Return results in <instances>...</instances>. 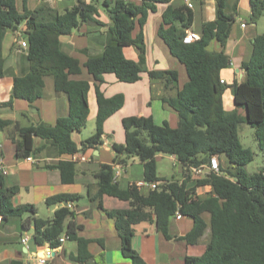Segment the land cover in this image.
<instances>
[{
  "label": "trees",
  "instance_id": "1",
  "mask_svg": "<svg viewBox=\"0 0 264 264\" xmlns=\"http://www.w3.org/2000/svg\"><path fill=\"white\" fill-rule=\"evenodd\" d=\"M74 4L58 11L47 4L34 9L24 7L19 12L15 0H0V77L4 74L2 39L6 30H15L25 22L24 35L27 41L26 58L28 72L13 78L11 94L5 103L11 105L14 99L29 103L40 98L44 89V78H53L54 89L68 98V113L58 117L52 125L46 123L22 126L18 121L0 117V129L12 127L15 135L10 139L15 146V155L26 158L38 154L42 147L34 146V139L51 140L61 154L84 152L101 143L103 124L124 104L123 94L96 97L97 112L95 130L92 135L76 143L74 132L81 131L89 114L88 90L85 79H72L82 71L79 60L62 50L59 37L71 33L82 23H97L99 9L109 17L110 42L98 56H90L83 67L94 79L102 80L105 73H113L118 81L133 83L140 79L145 70V41L143 27L148 10L155 3H166L158 35L167 44L170 53L185 67L188 80L175 96L164 95L162 100L178 114L179 122L171 127L167 122L157 124L150 116L131 115L122 119L125 132L124 143H113L114 163L124 164L136 156L143 166V180L157 183L156 188L142 193L137 185L122 188L113 179V168L97 172L96 182L88 184L87 196L90 202L114 220L120 238L122 254L131 264H146L132 247L133 225L150 214L151 208L156 229L169 239L170 219L180 212L193 220L191 230L183 237L193 243L206 229L204 213L209 214L210 235L201 255H187L183 264H264V168L247 173L245 166L254 158V152L240 142L238 126L245 122L255 129L254 139L264 156V32L252 41L251 56L241 67L245 78L234 81L231 87L236 108L227 111L223 107L222 95L225 86L220 82V71L230 63L224 48L231 33L237 6L226 13L224 0H218L217 17L202 30L199 39L184 43L182 38L193 22L192 9L186 4L174 6L171 0H142L138 5L130 0H74ZM250 20L256 22L264 15V0H249ZM138 26V32H132ZM217 40L222 49L211 51L208 45ZM134 46L138 59L127 58L124 47ZM151 79H159L164 88L170 89L178 80L175 70H147ZM237 108H243L241 115ZM157 154L174 155L181 164L185 176L192 167L206 164L211 156L219 159V170L210 171L202 179L188 186V176L183 180L159 177L156 173ZM57 167L63 181H72L74 163L61 160ZM0 174V215L21 217L24 212L30 216L21 218L23 228L33 227V239L37 244L48 243L50 247L60 245L63 233L76 240L78 251L71 258L78 264H87L91 258L88 251L90 239L77 235L81 225L74 218V212L64 202L79 199L78 194H56L46 198L48 206L60 204L51 219L36 216L32 204L13 206L9 198L15 188L2 187ZM196 185L208 186L206 197L193 196ZM109 195L129 201L126 209H106L102 197ZM66 220H68L66 222ZM11 264H22L13 261Z\"/></svg>",
  "mask_w": 264,
  "mask_h": 264
},
{
  "label": "crops",
  "instance_id": "2",
  "mask_svg": "<svg viewBox=\"0 0 264 264\" xmlns=\"http://www.w3.org/2000/svg\"><path fill=\"white\" fill-rule=\"evenodd\" d=\"M67 1L69 0H15V3L19 12H22L24 7L34 9L44 3L61 12L70 7ZM130 1L138 5L143 3L142 0ZM224 2L226 13L231 12L234 5L237 6L235 19L243 8L250 14L249 0H224ZM170 3L174 6L185 4L184 0H171ZM192 3L193 22L187 30H193L200 36L201 30L216 19L218 0H193ZM166 7V3H155L148 10L143 32L147 70H175L178 73V80L173 82L171 88L167 90L161 80L151 79L147 71L141 73L138 81L126 83L118 81L113 73H105L102 80L94 79L83 67L88 57L100 55L105 45L110 42L109 17L102 8L99 9L97 17L99 24L82 23L71 33L59 37L62 50L77 58L82 66L81 73L71 75L70 78L85 79L90 84L87 122L96 119L98 94L102 93L105 97L115 94L124 96L122 107L108 117L103 124L104 133L101 136V143L94 144L95 147L87 148L84 152L61 154L55 142L35 138L34 146L42 147V149L38 154L30 155L34 161H29L26 158L16 157L15 146L10 139L11 134L15 135L12 127L0 129V165L6 170V174L2 176L1 188L14 187L16 189L9 198L11 204L13 206L32 204L36 207V216L51 219L60 204L48 206L45 204L46 198L62 193L78 194L79 199L68 203V206L74 212L76 222L81 225L77 235L90 239L88 251L92 256L87 264H131V260L122 254L114 220L90 202L86 187L96 182L97 172L105 173L110 168L117 169L118 164L114 163L115 152L112 145L125 141V132L120 121L122 123L124 117L136 115L150 116L155 123L167 122L171 127H176L179 122L177 112L162 100L164 95L175 96L188 80L184 65L170 53L167 44L158 35L162 13ZM259 20L260 17L252 24L257 26ZM241 23L244 22L241 20L239 25L241 35L232 43L228 38L224 48L230 57V63L219 73L220 79H224L223 84L240 82L245 78V71L241 64L251 56L253 38L264 32L257 31L256 28L247 30L248 26L244 23L242 27ZM138 29L136 26L132 32L133 36L136 35ZM24 30L25 22H22L15 30H6L3 35L4 74L0 77V117L18 121L22 126L41 122L52 125L58 117L67 115L68 98L65 93L54 89L51 76L44 78L43 94L34 102L14 99L11 105L5 104L10 98L13 78L25 75L29 69L26 58L27 49L21 46V40L25 39ZM208 49L220 51L222 47L214 39L209 43ZM124 54L127 58L138 59V50L134 46L124 47ZM222 102L227 111L236 108L234 102L231 101L230 94L225 93ZM237 110L244 115L243 108H237ZM93 133L85 134L82 129L74 132L72 139L78 144ZM79 154L87 156V160H76L75 157ZM169 156L177 161L174 155ZM223 159L220 157L218 160ZM61 160L74 163L75 174L72 181L62 180L61 171L57 167ZM206 174V171L201 175L189 171L185 176L183 172L182 176L177 179L181 181L188 176V186H192ZM116 181L122 188L131 183L143 181V166L136 156H131L126 163L119 164V175ZM139 189L142 193H147L151 188L148 185H142ZM208 191V186L196 185L193 196L204 198ZM102 202L106 209H126L130 206L129 201L109 195H104ZM144 211L148 212L150 217L133 225L132 247L146 264H183L185 256H197L204 252L210 235L208 213L203 214L207 224L204 233L193 243H189L183 237L193 226L192 218L186 215L177 218L174 215L169 224L171 238L167 239L156 229L151 208L146 207ZM28 216H30L29 212H24L21 217L0 215V264H11L13 261H20L22 264H40V258L50 248L53 249L51 256L44 264H78L71 258L78 251L76 240L69 239L63 233L61 236L64 240L57 247H50L48 243L37 244L33 239V227L23 228L21 225V218L25 219ZM24 236H27L26 242L21 241Z\"/></svg>",
  "mask_w": 264,
  "mask_h": 264
},
{
  "label": "rangeland",
  "instance_id": "3",
  "mask_svg": "<svg viewBox=\"0 0 264 264\" xmlns=\"http://www.w3.org/2000/svg\"><path fill=\"white\" fill-rule=\"evenodd\" d=\"M68 5L71 7L74 4V0L67 1ZM64 8H62L63 10ZM106 12V11H105ZM107 14V13H106ZM108 15V14H107ZM241 20L248 26L247 30H252L254 28L257 29V31H264V15L260 17V20L257 24V26L253 25L249 13L246 12V10L243 8L240 10V13L237 14L236 19L232 23V29H231V35L229 36L230 43H232L235 39H237L241 35V31L239 28ZM90 24V23H88ZM248 43V41H247ZM249 44V43H248ZM250 48V44H249ZM250 51V50H249ZM144 73L147 71L146 62L144 64ZM232 84V83H231ZM231 84H224L225 90L223 92V95L225 93L230 94L231 101L233 103L232 99V93H231ZM222 95V97H223ZM235 105V104H234ZM236 107V105H235ZM116 116V115H114ZM120 125L122 127V123L120 121ZM95 128V121L91 120L88 121L83 128V132L85 134L93 133ZM123 128V127H122ZM254 132L255 129L250 126L248 123H241L238 126V134L240 138V142L244 147H249L254 152V158L251 162H249L245 166V171L247 173H253L255 171H258L261 167H264V156L260 149L258 148L257 142L254 139ZM156 160V173L159 177H167V178H180L183 174V168L180 163L173 160L169 155L165 154H158L155 157Z\"/></svg>",
  "mask_w": 264,
  "mask_h": 264
},
{
  "label": "built area",
  "instance_id": "4",
  "mask_svg": "<svg viewBox=\"0 0 264 264\" xmlns=\"http://www.w3.org/2000/svg\"><path fill=\"white\" fill-rule=\"evenodd\" d=\"M193 0H184V3L186 4L187 7L189 8H192L193 6V3H192ZM245 24L244 23H241V26L243 27ZM199 39V34L193 30H187L186 33L184 34L182 40L184 43H191L195 40ZM21 46L26 48L27 47V41L26 39H23L21 40ZM220 82L221 83H224V79H220ZM27 160L29 161H34V159L31 157V156H28L26 157ZM76 160H87V156H85L84 154H79V155H76L75 157ZM219 170V160L217 158V156H211L209 161L206 163V164H201L197 167H192L191 168V171L194 173V174H197V175H201L204 171H206L207 173L210 172V171H218ZM263 173H264V170H263ZM0 174L1 175H4L6 174V170L3 166L0 165ZM119 175V164L117 165V169L114 170L113 172V179L116 180V178L118 177ZM135 185H137L138 187L142 186V185H148L150 188L154 189L156 188V184L155 182H147V181H139V182H136L134 183ZM176 217L177 218H181L182 217V214L180 212H177L176 213ZM1 219V217H0ZM64 240V237H60L59 238V241L62 242ZM22 242H26L27 241V236H24L22 239H21ZM52 250L53 249H48L46 250L45 254L43 257L40 258V264H44L47 260V258L49 256H51V253H52Z\"/></svg>",
  "mask_w": 264,
  "mask_h": 264
},
{
  "label": "water",
  "instance_id": "5",
  "mask_svg": "<svg viewBox=\"0 0 264 264\" xmlns=\"http://www.w3.org/2000/svg\"><path fill=\"white\" fill-rule=\"evenodd\" d=\"M64 205H65V206L68 205V202H64Z\"/></svg>",
  "mask_w": 264,
  "mask_h": 264
}]
</instances>
